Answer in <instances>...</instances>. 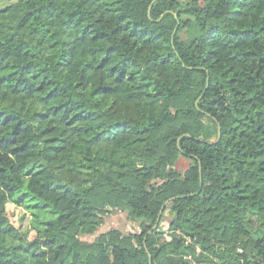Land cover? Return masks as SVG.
<instances>
[{
	"label": "trees",
	"instance_id": "16d2710c",
	"mask_svg": "<svg viewBox=\"0 0 264 264\" xmlns=\"http://www.w3.org/2000/svg\"><path fill=\"white\" fill-rule=\"evenodd\" d=\"M0 264H264V0L1 8Z\"/></svg>",
	"mask_w": 264,
	"mask_h": 264
},
{
	"label": "rangeland",
	"instance_id": "374dc122",
	"mask_svg": "<svg viewBox=\"0 0 264 264\" xmlns=\"http://www.w3.org/2000/svg\"><path fill=\"white\" fill-rule=\"evenodd\" d=\"M10 2L11 0H0V9L8 5ZM187 167L188 162L186 159L182 158L178 163V168L180 170H185ZM7 214L13 225L19 228L21 231L26 232L31 239L34 237V232L31 229V222L33 219H35L33 217H35V214L39 215L40 217L44 215L36 206L27 208L25 205L19 206L15 202H11L7 205ZM47 219H53V215H49ZM107 227H112L122 232L131 231L130 224L127 222L125 215L120 214H115V216L109 218L107 220V226L105 223L102 231H105V228Z\"/></svg>",
	"mask_w": 264,
	"mask_h": 264
},
{
	"label": "crops",
	"instance_id": "0c3cea01",
	"mask_svg": "<svg viewBox=\"0 0 264 264\" xmlns=\"http://www.w3.org/2000/svg\"><path fill=\"white\" fill-rule=\"evenodd\" d=\"M106 226H107V221H106ZM110 229H114V228H112V227H110V228L107 227V228H105V232L108 231V230H110Z\"/></svg>",
	"mask_w": 264,
	"mask_h": 264
}]
</instances>
